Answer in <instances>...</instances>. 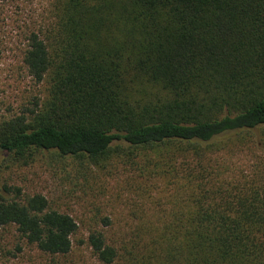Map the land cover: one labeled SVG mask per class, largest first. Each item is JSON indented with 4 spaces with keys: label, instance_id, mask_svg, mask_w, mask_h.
<instances>
[{
    "label": "trees",
    "instance_id": "16d2710c",
    "mask_svg": "<svg viewBox=\"0 0 264 264\" xmlns=\"http://www.w3.org/2000/svg\"><path fill=\"white\" fill-rule=\"evenodd\" d=\"M14 37L44 92L0 119V166L122 159L160 183L117 242L89 232L99 264H264V0H48ZM77 227L0 183L17 253L60 264Z\"/></svg>",
    "mask_w": 264,
    "mask_h": 264
},
{
    "label": "rangeland",
    "instance_id": "374dc122",
    "mask_svg": "<svg viewBox=\"0 0 264 264\" xmlns=\"http://www.w3.org/2000/svg\"><path fill=\"white\" fill-rule=\"evenodd\" d=\"M47 2L0 0V119L29 108L44 92L43 86L34 83L22 65L25 42L14 36L17 28L38 22ZM64 163L45 154L23 166L1 164L0 183L15 186L25 195L40 194L53 209L76 221L78 227L71 237V252L61 258L60 264H99L87 247L89 232L102 231L108 243L117 242L141 217V211L151 215V200L158 198L162 191L160 183L139 176L122 159L85 173L73 167L70 160ZM16 242L14 228H6L1 233L0 264H49L46 256L34 250L17 253Z\"/></svg>",
    "mask_w": 264,
    "mask_h": 264
}]
</instances>
